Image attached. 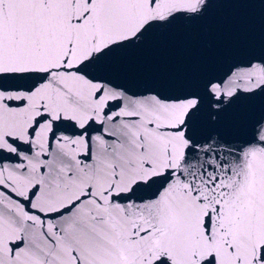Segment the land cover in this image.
<instances>
[{
  "label": "snow or ice",
  "instance_id": "obj_1",
  "mask_svg": "<svg viewBox=\"0 0 264 264\" xmlns=\"http://www.w3.org/2000/svg\"><path fill=\"white\" fill-rule=\"evenodd\" d=\"M216 0H0V264H264V108L129 87L126 55ZM264 5V0H260Z\"/></svg>",
  "mask_w": 264,
  "mask_h": 264
},
{
  "label": "water",
  "instance_id": "obj_2",
  "mask_svg": "<svg viewBox=\"0 0 264 264\" xmlns=\"http://www.w3.org/2000/svg\"><path fill=\"white\" fill-rule=\"evenodd\" d=\"M216 2L204 21L178 24L156 34L143 51L126 55L133 92L146 95L148 88H158L179 94L208 77L235 80L238 89L250 86V65L264 61V5L260 0ZM237 97L216 130L239 145L245 139V118L264 108V91H238Z\"/></svg>",
  "mask_w": 264,
  "mask_h": 264
}]
</instances>
